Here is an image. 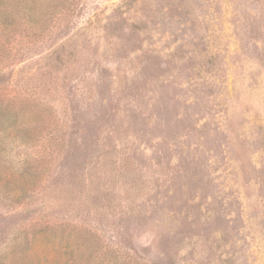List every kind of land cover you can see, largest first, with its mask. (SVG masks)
<instances>
[{
	"label": "rangeland",
	"instance_id": "obj_1",
	"mask_svg": "<svg viewBox=\"0 0 264 264\" xmlns=\"http://www.w3.org/2000/svg\"><path fill=\"white\" fill-rule=\"evenodd\" d=\"M0 264H264V0H0Z\"/></svg>",
	"mask_w": 264,
	"mask_h": 264
},
{
	"label": "trees",
	"instance_id": "obj_2",
	"mask_svg": "<svg viewBox=\"0 0 264 264\" xmlns=\"http://www.w3.org/2000/svg\"><path fill=\"white\" fill-rule=\"evenodd\" d=\"M20 140H21L22 142H24L23 139H20Z\"/></svg>",
	"mask_w": 264,
	"mask_h": 264
}]
</instances>
